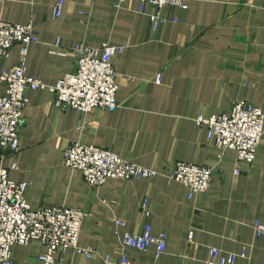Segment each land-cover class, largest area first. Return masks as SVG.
<instances>
[{"label": "crops", "instance_id": "obj_1", "mask_svg": "<svg viewBox=\"0 0 264 264\" xmlns=\"http://www.w3.org/2000/svg\"><path fill=\"white\" fill-rule=\"evenodd\" d=\"M57 1L0 0L1 19L33 25L37 40L27 49V75L54 85L74 68L73 47L107 43L123 50L111 58L118 73L115 110L60 108L47 88L30 89L19 149L12 155L0 149V167L9 168L12 180L27 182L30 207L54 204L85 213L78 243L93 255L67 248L49 264H108L106 255L115 264L121 253L132 264H207L210 248L220 250L221 260L238 254L233 264H264V234L252 226L264 224V133L253 162L235 173L236 152L225 150L219 158L206 127L195 122L198 115L227 111L234 101L264 112V0H189L185 8H160L164 21L155 24L149 18L155 10L145 0L120 8L114 0H62L54 16ZM19 59L15 44L8 58L0 57V70ZM4 90L0 82V94ZM73 141L145 167L178 160L206 165L210 185L191 198L181 182L164 174L108 178L93 186L63 163ZM148 223L153 234H167L158 257L155 245L139 250L122 241L125 232L140 234ZM11 251L15 264H46L38 259L45 251L38 240L13 244Z\"/></svg>", "mask_w": 264, "mask_h": 264}, {"label": "built area", "instance_id": "obj_2", "mask_svg": "<svg viewBox=\"0 0 264 264\" xmlns=\"http://www.w3.org/2000/svg\"><path fill=\"white\" fill-rule=\"evenodd\" d=\"M130 0H114L112 6L120 8ZM155 12L149 16L152 23L163 22L159 10L163 6L185 8L189 0H145ZM62 0L53 6V15L59 16ZM37 40L31 23H12L0 18V57L8 58L11 48L18 44L19 61L10 69L0 70V82L5 84L0 94V149L12 155L19 149V130L23 122V109L27 104L26 93L30 89H45L53 93L54 102L60 108H73L79 112L94 109L113 111L117 108L116 99L118 73L114 70L111 58L123 50L122 46L103 43L100 48L78 45L70 49L75 58L73 70L64 74L54 85L29 76L25 71V57L29 44ZM98 49L100 53L97 55ZM159 80V74L156 76ZM198 125L206 127V137L214 141L220 150L219 158L225 150L236 152L235 173H240L242 164L249 165L255 158L257 146L264 133V112L250 103L234 101L227 111L210 116L198 115ZM63 163L79 169L84 180L99 186L108 178L147 180L164 174L169 181L181 182L187 190V197L205 192L211 181V168L186 161L165 163L160 168L145 167L124 159L111 150L95 145L71 142L64 150ZM12 163L10 168H14ZM9 168L0 167V264H15L11 246L27 244L38 240L45 248L38 259L46 264L56 260V252L74 248L90 257L94 250L81 247L78 243L81 223L85 213L79 209L63 205L40 204L30 207L24 197L27 182L12 180ZM142 211L148 215L145 201ZM118 226L121 220H116ZM257 235L264 234V224H252ZM192 230L187 241H192ZM167 234L152 233L151 225L144 224L140 234L125 232L123 244L139 250L155 245L158 257L166 248ZM220 250L210 248L207 264H233L238 254L228 252L225 260L219 258ZM245 254L241 252L239 256ZM104 261L111 263L109 255ZM115 264H132L124 253Z\"/></svg>", "mask_w": 264, "mask_h": 264}]
</instances>
